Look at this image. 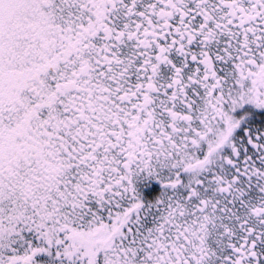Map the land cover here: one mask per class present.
Instances as JSON below:
<instances>
[{
  "label": "snow or ice",
  "instance_id": "obj_1",
  "mask_svg": "<svg viewBox=\"0 0 264 264\" xmlns=\"http://www.w3.org/2000/svg\"><path fill=\"white\" fill-rule=\"evenodd\" d=\"M0 264H264V0H0Z\"/></svg>",
  "mask_w": 264,
  "mask_h": 264
}]
</instances>
